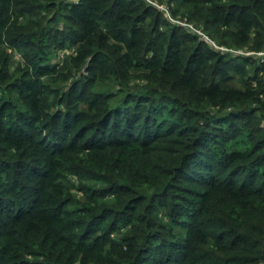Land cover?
<instances>
[{
	"label": "trees",
	"instance_id": "16d2710c",
	"mask_svg": "<svg viewBox=\"0 0 264 264\" xmlns=\"http://www.w3.org/2000/svg\"><path fill=\"white\" fill-rule=\"evenodd\" d=\"M0 264H264V0H0Z\"/></svg>",
	"mask_w": 264,
	"mask_h": 264
},
{
	"label": "rangeland",
	"instance_id": "374dc122",
	"mask_svg": "<svg viewBox=\"0 0 264 264\" xmlns=\"http://www.w3.org/2000/svg\"><path fill=\"white\" fill-rule=\"evenodd\" d=\"M149 2V1H148ZM152 4H155L153 1L151 2ZM156 3H158V2H156ZM159 9L161 8V9H163L164 7H165V5H162V4H157L156 5ZM163 12H165L166 13V15H167V17H169V14H167V10L165 11H163ZM210 42V41H209ZM211 43V42H210ZM16 57H18L17 55H14V58H16ZM233 84H235V85H237V83L236 82H234Z\"/></svg>",
	"mask_w": 264,
	"mask_h": 264
},
{
	"label": "built area",
	"instance_id": "2783aa9c",
	"mask_svg": "<svg viewBox=\"0 0 264 264\" xmlns=\"http://www.w3.org/2000/svg\"><path fill=\"white\" fill-rule=\"evenodd\" d=\"M211 45L214 46V47H216V48L219 49V50L228 51V50L225 49V48H222V47H218V46H216L214 43H211ZM231 52H235V51H231Z\"/></svg>",
	"mask_w": 264,
	"mask_h": 264
}]
</instances>
